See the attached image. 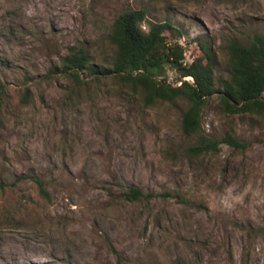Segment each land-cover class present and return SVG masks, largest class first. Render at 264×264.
<instances>
[{
    "label": "rangeland",
    "instance_id": "obj_1",
    "mask_svg": "<svg viewBox=\"0 0 264 264\" xmlns=\"http://www.w3.org/2000/svg\"><path fill=\"white\" fill-rule=\"evenodd\" d=\"M140 8L147 30L175 26L186 62L211 48L217 86L229 41L264 33V0H0V264H264V117L227 114L214 94L203 133L247 147L192 156L185 101L61 73L71 46L111 66L114 21ZM163 78L180 84L170 66ZM130 185L152 198L126 200Z\"/></svg>",
    "mask_w": 264,
    "mask_h": 264
},
{
    "label": "trees",
    "instance_id": "obj_2",
    "mask_svg": "<svg viewBox=\"0 0 264 264\" xmlns=\"http://www.w3.org/2000/svg\"><path fill=\"white\" fill-rule=\"evenodd\" d=\"M146 19L144 8L128 10L115 19L110 40L117 51L111 66L93 62L86 48L71 46L63 57L61 73L77 84L85 82L82 73L94 78L115 75L139 89L146 104L185 101L188 107L183 114L182 130L186 135L197 136L195 143L188 148L192 156L216 152L223 143L245 149L246 143L233 133L227 132L221 138L204 134L202 112L207 100L217 94L219 104L227 114L264 117V33L254 34L247 42L229 41V78L220 80L217 86L211 48L203 46L204 55L186 62L184 46L167 35L175 26L166 21L152 22L147 30L143 24ZM167 66L178 72L179 85L163 78ZM184 77H191L193 81ZM3 90L0 81V92ZM25 178L34 179L40 193L50 199L42 179L31 174L18 177ZM152 196L151 192L135 185L128 186L124 192L129 201Z\"/></svg>",
    "mask_w": 264,
    "mask_h": 264
}]
</instances>
